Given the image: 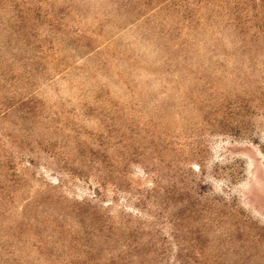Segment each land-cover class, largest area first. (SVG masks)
<instances>
[{
  "label": "rangeland",
  "instance_id": "obj_1",
  "mask_svg": "<svg viewBox=\"0 0 264 264\" xmlns=\"http://www.w3.org/2000/svg\"><path fill=\"white\" fill-rule=\"evenodd\" d=\"M0 264H264V0H0Z\"/></svg>",
  "mask_w": 264,
  "mask_h": 264
}]
</instances>
